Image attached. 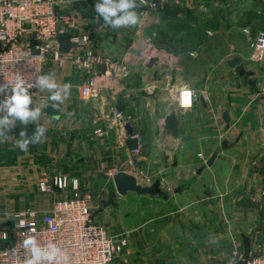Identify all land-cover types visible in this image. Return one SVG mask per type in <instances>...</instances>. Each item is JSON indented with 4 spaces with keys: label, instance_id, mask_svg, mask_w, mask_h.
Wrapping results in <instances>:
<instances>
[{
    "label": "crops",
    "instance_id": "obj_1",
    "mask_svg": "<svg viewBox=\"0 0 264 264\" xmlns=\"http://www.w3.org/2000/svg\"><path fill=\"white\" fill-rule=\"evenodd\" d=\"M137 1L142 5L141 0ZM170 5L192 9L189 0L178 3L172 0ZM58 11L76 17L78 32H90L92 42L86 49L131 59L129 76L104 89L103 100L106 106L126 102L123 111L133 117L131 125L134 133L140 135L142 146L139 154H133L137 141L125 137L123 142L113 128L104 136H95L94 118L99 110L79 90L84 71L71 61L60 64L49 58L45 74L61 89L64 84L70 87L59 104L47 100L51 94L48 90H45V104L32 98L33 106L41 108L37 121L28 125L17 122L0 138V247L14 240L19 211L32 209L45 213L53 199L73 194L71 187L51 194L41 192L38 181L45 175L78 179L81 190L91 193L95 199L97 220L112 233L125 229L119 217V201L135 193L118 196L104 207L116 192L113 176L107 174L110 169L127 172L142 185L146 176L154 181L162 180L160 190H173L165 192L171 193L167 200L176 205L174 218L180 222L183 232L190 233L184 238L195 241L193 246L200 249L199 253L184 256V263L232 264L231 251L236 243L243 253L263 247L264 55L260 60L254 59L253 50L248 46L252 36L255 39L258 34L228 35L231 45H226L223 51L216 44H211L208 51H205L207 45L203 47L198 57L204 51L218 53L220 60L202 67L204 72L195 82L201 87V94L194 107L185 112L176 110L179 134L175 137L163 123L171 109L173 91L187 88L185 83L189 82L188 74L182 70L184 57L178 58L177 67L138 62L131 49L139 39L134 37L126 44L123 35H97L92 0H62ZM230 47L237 48V53L229 51ZM73 49L75 54L84 51V48ZM233 57H240L241 63L229 67L226 63ZM201 97L206 105L200 103ZM225 113L228 121L223 117ZM108 122L109 119L104 121ZM37 125L46 129V135L38 144L21 150L16 143L19 131L23 128L31 135ZM191 143L194 150L190 153ZM216 151L214 164L205 167L208 156ZM199 153L207 155V159L199 157ZM200 168L203 169L197 173ZM192 173L197 176L192 177ZM2 233H7L8 240L2 239ZM162 235L160 231L151 242L154 255L147 257L150 264L169 262L161 252L162 247L169 248Z\"/></svg>",
    "mask_w": 264,
    "mask_h": 264
},
{
    "label": "built area",
    "instance_id": "obj_2",
    "mask_svg": "<svg viewBox=\"0 0 264 264\" xmlns=\"http://www.w3.org/2000/svg\"><path fill=\"white\" fill-rule=\"evenodd\" d=\"M171 1H141L142 15L148 17L151 12L158 10L162 5L170 4ZM57 6L58 0H0V81L5 80L10 86L19 76L34 84L36 77L45 74L44 68L49 58L60 64L71 61L78 69L84 71L83 82L79 87L81 94L92 99L99 110V114L94 118L97 122L94 135L104 136L108 129L113 128L117 131L119 139L124 142L125 125L131 124L133 117L124 111H117L115 105L106 106L103 90L108 89L111 83L115 84L129 76L131 59L86 49V45L92 42L90 33L78 32L76 17L70 13L60 14ZM189 7L199 6L195 0H189ZM154 37L155 35L143 40L147 48L140 49L141 52L147 58L154 57L157 64L172 66V56L157 53L158 49L152 43ZM63 38H68L71 44L67 53L60 51V40ZM250 47L253 50L252 57L260 60L264 55V31L251 40ZM73 48H84V51L75 54ZM134 54L137 59L138 55ZM30 92L32 98L42 104L46 103L45 90L32 87ZM0 95L3 99V95ZM170 97L171 109L180 112L194 107L197 101L195 91L188 88L173 91ZM175 104L177 107H174ZM108 119L109 122L105 124L104 121ZM131 138L138 144L132 153L139 154L141 137L133 133ZM198 156L207 159V155L203 153ZM117 172L116 169H110L107 174L112 177ZM144 182L145 185H151L155 181L146 176ZM160 184L163 186L162 180ZM67 187H71L73 194L66 198L53 199L47 212L39 213L27 209L17 213L15 238L0 247V264H26L31 253L23 241L29 235H35L41 246L52 243L60 249V255L51 264H110L116 254L127 246L125 239L115 240L108 229L93 217V196L81 190L78 179L69 180L62 175L49 178L45 175L38 181V188L43 193L51 194ZM1 237L8 240L7 233H2ZM231 256L232 264H264V246L243 253L236 243ZM41 264L49 262L42 261Z\"/></svg>",
    "mask_w": 264,
    "mask_h": 264
},
{
    "label": "rangeland",
    "instance_id": "obj_3",
    "mask_svg": "<svg viewBox=\"0 0 264 264\" xmlns=\"http://www.w3.org/2000/svg\"><path fill=\"white\" fill-rule=\"evenodd\" d=\"M59 1L62 0H58V3ZM94 2L95 0H92L93 11ZM136 3L139 20L133 26L110 29L103 25V21L94 12L93 19L94 24H97L95 29L97 30V35H123L125 36L126 44H128V40L132 41L134 37L144 42L143 40L146 37L155 35L152 43L158 49L157 53L159 54L160 52V55L172 56L174 61L172 66L177 67L176 61L178 58L184 57L185 60L182 59V70L186 71L189 76V82L185 83V86L190 90H194L197 98L201 94V87L197 86L195 82L197 78H201V74L204 72L202 67L206 64H211V62L214 63L220 58L217 56L218 53L214 55L204 51L198 57L203 47L207 45L205 51H208L211 48H209L211 44L214 46L216 44L219 51H223L226 45H231V37L228 35H257L264 31V4L262 0H195V3L202 9L199 7L193 8V10L183 8L181 14L175 19L167 18L160 11L164 5L158 10L151 12L148 17H144L142 15L143 5H138V1ZM166 5L170 6V4ZM131 35L134 36L130 38ZM252 39H254V36H252ZM250 41L248 46H250ZM236 49L230 47L229 51L237 53ZM142 55L145 56V59H138V62L149 64L151 58H147L143 53ZM193 147V143L189 144L190 153L194 150ZM191 175L192 177L197 176L196 173ZM160 187H162L161 184L159 185ZM165 191L172 192L173 190L166 189ZM131 195V197L119 201L121 205L119 217L122 219L125 229L114 231L113 233L97 220L96 202L93 197L95 203L93 217L111 232L110 235L115 240L125 239L127 242V246L116 254L110 264H119L117 261L122 262L121 264H150L147 257L150 254L154 255L151 249V242L154 241V236L160 231L165 241H168L169 248L167 250L164 247L161 248V252L168 257V264H194L184 263V256L199 253L200 249L193 246L195 241L191 242L185 239L190 233L188 231L183 232L180 222L174 218L176 205L170 203V200L153 202L149 197L139 198L136 193ZM188 222L186 221V225ZM186 225H184L185 228H187ZM165 228L167 229L166 231L164 230ZM139 257L146 260H140L138 259Z\"/></svg>",
    "mask_w": 264,
    "mask_h": 264
},
{
    "label": "clouds",
    "instance_id": "obj_4",
    "mask_svg": "<svg viewBox=\"0 0 264 264\" xmlns=\"http://www.w3.org/2000/svg\"><path fill=\"white\" fill-rule=\"evenodd\" d=\"M136 0H95L94 12L103 21V25L110 29L133 26L138 23L139 16L136 11ZM39 87L41 91L48 90L50 95L47 100L62 103L64 96L68 94L69 85L63 88L57 84L48 74L36 77L34 84L26 82L17 76L9 86L5 80L0 81V138L6 135L16 123L28 125L37 121L41 115V108L33 106L30 88ZM63 92V95H62ZM17 145L21 150H26L30 144H38L46 135V129L37 125L34 132L29 135L22 128L19 133ZM31 255L26 264H41L47 261L49 264L60 255V249L52 243L41 246L35 235L26 236L23 241Z\"/></svg>",
    "mask_w": 264,
    "mask_h": 264
},
{
    "label": "water",
    "instance_id": "obj_5",
    "mask_svg": "<svg viewBox=\"0 0 264 264\" xmlns=\"http://www.w3.org/2000/svg\"><path fill=\"white\" fill-rule=\"evenodd\" d=\"M145 3H150L156 0H141ZM138 48H132L131 52L136 53L138 55L139 60H144L145 56L142 55L140 49H146L147 44L138 41L137 42ZM71 49V44L69 39H61L60 40V51L63 53L69 52ZM241 63L240 57H233L232 59L228 60L227 65L229 67H234ZM157 60L155 58H151L149 60V65H156ZM200 103L206 105L204 99L200 98ZM126 106V102L119 101L116 105L117 111H123ZM225 121H228V114L225 113L223 115ZM163 127L169 131L173 136L177 137L179 134V116L175 110H171L165 116ZM134 133V129L130 123H126L125 125V137L130 138L131 135ZM217 156V151L214 152L206 161L205 167H211L214 164V160ZM203 168H200L197 173H200ZM113 180L116 186V192L111 194L108 201L103 205L107 207L108 205L112 204L113 200L118 196H126L129 192L136 193L139 196H148L150 198H162L167 200L170 198L171 193H167L163 190H160L158 187L160 185V180L155 181L151 185H142L138 182L137 178L127 172L118 171L113 176ZM177 189L175 192H178Z\"/></svg>",
    "mask_w": 264,
    "mask_h": 264
},
{
    "label": "trees",
    "instance_id": "obj_6",
    "mask_svg": "<svg viewBox=\"0 0 264 264\" xmlns=\"http://www.w3.org/2000/svg\"><path fill=\"white\" fill-rule=\"evenodd\" d=\"M182 10L183 8L175 5H170V6L166 5L162 9H160V11H162L167 18H171V19L177 18L181 14ZM187 10H191V8Z\"/></svg>",
    "mask_w": 264,
    "mask_h": 264
}]
</instances>
